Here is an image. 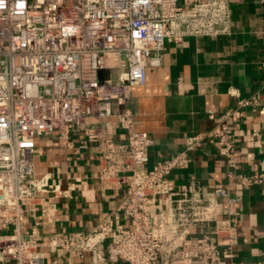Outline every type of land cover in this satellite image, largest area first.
<instances>
[{
  "label": "built area",
  "instance_id": "obj_1",
  "mask_svg": "<svg viewBox=\"0 0 264 264\" xmlns=\"http://www.w3.org/2000/svg\"><path fill=\"white\" fill-rule=\"evenodd\" d=\"M231 16L230 0H0V264L86 263L88 255L87 264H235L239 210L224 217L223 200L243 197L171 176L191 166L206 137L234 160L229 122L253 101L208 110L216 125L152 166L154 138L136 129L127 106L166 42L228 35ZM52 133L69 148L93 150L102 192L121 198L91 230L53 231L42 244L38 221L25 230L28 214L40 205L50 219L56 199L68 196L35 169L36 140ZM240 181L264 183V172Z\"/></svg>",
  "mask_w": 264,
  "mask_h": 264
},
{
  "label": "crops",
  "instance_id": "obj_2",
  "mask_svg": "<svg viewBox=\"0 0 264 264\" xmlns=\"http://www.w3.org/2000/svg\"><path fill=\"white\" fill-rule=\"evenodd\" d=\"M230 2L231 33L166 42L161 64L147 67L146 84L132 88L127 106L136 129L154 138L152 166L183 150L190 136L213 128L216 122L208 118V110L220 115L243 98L253 101L242 118L229 122L234 160L219 153L215 137H206L203 147L191 152V166L175 171L171 180L182 184L195 176L210 187L224 185L241 195L243 201L236 205L223 200L224 217L229 207L239 210L238 242L231 259L235 264H259L264 258V183L246 186L240 180L264 172V0ZM74 140L78 142V136ZM35 169L68 192L56 199L58 209L50 219L41 215L40 205L28 214L25 230L38 221L42 244L53 231L91 230L120 202L114 192H102L93 150L69 148L56 133L37 138ZM73 264L87 262L73 257Z\"/></svg>",
  "mask_w": 264,
  "mask_h": 264
},
{
  "label": "rangeland",
  "instance_id": "obj_3",
  "mask_svg": "<svg viewBox=\"0 0 264 264\" xmlns=\"http://www.w3.org/2000/svg\"><path fill=\"white\" fill-rule=\"evenodd\" d=\"M89 259H90V256L88 255V259H87V262L89 261Z\"/></svg>",
  "mask_w": 264,
  "mask_h": 264
}]
</instances>
